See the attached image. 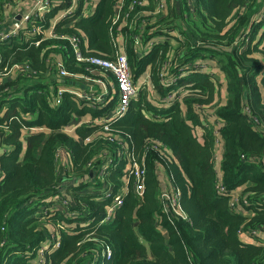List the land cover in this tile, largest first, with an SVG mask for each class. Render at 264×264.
Returning <instances> with one entry per match:
<instances>
[{
  "label": "trees",
  "instance_id": "16d2710c",
  "mask_svg": "<svg viewBox=\"0 0 264 264\" xmlns=\"http://www.w3.org/2000/svg\"><path fill=\"white\" fill-rule=\"evenodd\" d=\"M15 1L0 0V18L5 4ZM134 1L143 0H127L114 23L119 0H78L67 23L85 17L74 27L58 22L39 46L27 30L0 42V264H264V242L257 239L264 233V0H168L170 10L154 14L157 19ZM57 12L39 23L47 26ZM61 35L87 37L85 56L110 59L113 39L121 38L134 80L150 66L155 90H142L110 130L95 120L115 103L97 104L91 90L88 100L65 92L58 103L59 86L73 87L54 67L60 60L70 73L112 81L117 89L110 71L76 60ZM24 62L31 73L17 71ZM210 107L223 120L221 177L216 135L198 115ZM74 116L94 119L70 133L65 127ZM119 136L128 142L123 152H133L145 167L141 197L131 188L135 174L127 177ZM65 150L69 164L63 167ZM103 157L112 160L109 166ZM161 172L180 192L187 219L162 197L167 184ZM125 181L124 205L101 223L110 200L101 199L100 188L107 183L116 193ZM219 182L249 205L232 211L231 194H217ZM60 197L69 202L67 213L55 206ZM41 204L47 211L42 219Z\"/></svg>",
  "mask_w": 264,
  "mask_h": 264
},
{
  "label": "built area",
  "instance_id": "2783aa9c",
  "mask_svg": "<svg viewBox=\"0 0 264 264\" xmlns=\"http://www.w3.org/2000/svg\"><path fill=\"white\" fill-rule=\"evenodd\" d=\"M35 4L32 8V12H28L25 15L22 16L21 20H16L11 25L10 30L6 31L7 34L3 35V32H0L2 36H0V42L3 40H11L10 38H14L17 36L22 35V31L27 30L29 32L30 38L32 39L30 42L35 43L36 45H39L42 40L45 39V34L47 33L46 25L39 23L41 18L45 15V13L50 12L52 10L58 9V16L55 19L54 25H56L58 22H65L67 23V20L73 16L75 13V6L78 5V0H69L68 6H66V1L62 2L61 0H34ZM144 1V0H143ZM143 1H134V3H138L142 5ZM127 0H119V3L116 5L115 9V15H114V23H117L121 19V13L123 9L125 8V3ZM157 7L153 14H159V13H166V11L169 8L168 0H155ZM14 3V2H13ZM13 3H6L5 7H9ZM62 8V9H61ZM128 14H125L123 17L128 18ZM72 22V21H70ZM2 23V22H1ZM68 24V23H67ZM32 34H35L34 38L32 37ZM112 36H114L113 29H112ZM50 35H54V31H50ZM64 39H66L69 43V45L74 50V57L78 61L82 62H89L95 66H99L107 71H110L113 76L116 78V86L119 92V98H118V104L115 109L110 111V113L106 114L103 118H100V121L103 122V125L106 130H110L111 125L117 122L120 118H122L129 110L132 101L134 98L139 94V86L136 85L130 60L126 53L120 52L118 50V41L115 39V47L116 51L113 58H102L98 56H85L84 50L81 48V39L78 36H71V37H64L61 35ZM137 42H139V37L137 36ZM1 59V56H0ZM1 63H3V60L1 59ZM17 71L20 73H31L32 70L30 69V64L28 62H24L22 64H17ZM54 67L59 72V75L61 77H76L77 75L70 73L68 69L66 68V65L63 63L62 60L56 61ZM98 81H101L100 79H97ZM65 92L75 94L80 98L83 99H89L90 98V92L89 91H81L79 93H76L73 88H65L60 87L59 89V97L58 99H62V96ZM97 122V121H96ZM223 124V120L221 123H215L212 126L213 132L216 135V142L219 141V135H221V126ZM116 142L118 143V147L122 149V152L128 148V142L125 141L124 138L121 136L116 138ZM130 152V153H129ZM217 152V151H216ZM125 159L128 160V164H130V167L126 171L127 177H129L131 174H135V181L133 183V189L135 193L138 196H142L145 189L144 184V175H145V167L142 165L136 158L133 152L128 151L121 153ZM112 160L106 161L105 163L107 166L111 164ZM106 166V167H107ZM102 169V174L104 173ZM130 173V174H129ZM129 183H126V185ZM100 192H102V200L109 199L110 200V207H108V210L105 213V217L101 219V223L103 222H110L113 220L114 213L117 210V208H120L125 203V196L127 193V186H124L122 190L119 192H114L112 187L108 185L107 183H104L103 187L100 188ZM216 191L218 195L225 196L226 194H231V209L232 211H238L239 209L245 208L247 205H249V199L242 198L240 195H236V193H231L230 189L226 187L222 182H219L216 186ZM162 197L164 200L169 202V206L172 207L175 213L178 215L183 216L187 219V217L184 215L182 208L180 206L179 200H180V192L177 191V189L172 188L170 191H164L162 193ZM244 206V207H242ZM254 232V231H253ZM106 255L107 258L111 255V250L108 249Z\"/></svg>",
  "mask_w": 264,
  "mask_h": 264
},
{
  "label": "crops",
  "instance_id": "0c3cea01",
  "mask_svg": "<svg viewBox=\"0 0 264 264\" xmlns=\"http://www.w3.org/2000/svg\"><path fill=\"white\" fill-rule=\"evenodd\" d=\"M63 1H66V0H63ZM85 1H88V0H85ZM34 4H35V1L34 0H16L9 7H4L5 17L4 18L2 17V20H3L2 21L3 22L2 24L4 25V27H5V25L6 26H9V25L11 26L14 23V21L21 20L23 15H25L28 12H32V8L34 7ZM115 4H114V7H115ZM152 4H154V6H155L154 0H144V10L146 12H149L150 18H156V17L159 18L158 16H155L153 14L152 11H153L154 6L151 8V5ZM79 6H80L79 4L77 6H75V8H74L75 12L79 9ZM94 7H95V5H94ZM87 10H89V8L85 9L83 11V14L84 13H87L86 12ZM168 10H170V9H168ZM57 15H58V12H57ZM84 17H85L84 15H83V17H82V15H80L79 17L73 18V20H71L72 22H69L68 24L67 23L64 24V27H69V26L74 27L76 21H78L79 19H82ZM161 19H163V18H161ZM54 22H55V20H53L51 23H48L47 24L46 29L48 31L44 35L45 36V39L46 38H50L52 36V35H50V31H52V30L54 31V27H55ZM167 31H169V30H167ZM170 33H173V34H177L178 35V32L176 30H171ZM58 35H60V34H58ZM166 35H167L166 33H164V35H159V38L165 39L166 38L165 37ZM34 36H35V34H32V37L33 38H34ZM79 37L81 39V42H80L81 43V48L83 50H86L89 47V43H88L87 37H81V36H79ZM27 38H30V35L27 36ZM117 41H118V50L120 52L125 53L126 50L124 48V44H123L122 39L119 38V39H117ZM113 43L115 45V39H113ZM154 44L155 43L152 42V47L154 46ZM36 46H39V45H36ZM150 50L151 49L147 48L145 50V52L143 50L142 52H139V54L142 55L143 52H144V54L147 55V53ZM173 60L176 61V59H174V58H173ZM48 61L50 62L51 60L49 59ZM203 65H207V64L204 63ZM150 69H151V67L148 66L146 68V71L143 74V76L140 77L138 80L137 79L134 80L135 83H136V85L139 86L138 93H140L143 90L144 92L147 91L148 93L151 94V92H153L155 90V85H154V83H153V81H152V79L150 77V74H149ZM15 73H17V72L15 71ZM132 74H133V71H132ZM11 78H13L12 75L8 77V79H11ZM69 78H70V80L73 81L70 84V85H73V87H65V86H59V87H65V88H69V89L70 88H73V90L76 93H79L82 90H84V91L91 90V92L93 93L92 95L95 96L93 98V100L94 101H97V104H99V103H106V104H102L103 106H105V105H110L111 103H115L114 104L115 106L113 107V109H115L117 107L118 98H119V92L116 91L117 89L114 88L115 86L112 84L113 83L112 81H108L107 83L105 82V84H104L102 81H98V80H95V79H86L83 76H76V77L68 76V79ZM133 79H134V77H133ZM78 88H80V89H78ZM96 92H101V94L100 95H97ZM75 96H77V95H75ZM137 96H139V94ZM135 98L138 99V97H135ZM137 99L134 101V103H132L131 107H133L136 104ZM61 100L62 99H58V103L61 102ZM148 100L150 101V95L148 97ZM169 105L170 104L167 103V104H165L162 107L164 108L165 106H169ZM213 108L214 107H210L208 110L205 109V110H203V111H201V112L198 113V115L200 116V118L202 120V126H203V122L205 124L203 127H211V129H212V126L215 123H221L222 122V119L220 117H217L216 116L215 110H213ZM148 116H151V114H148ZM157 116H158L157 119H159L160 117L163 118V114L162 115L161 114H158ZM89 119H90L89 117H87V118H84L83 117L82 118L80 116H74L73 119H72V121H71V123L68 124V126H66L65 128L68 129V132L74 133L76 127L82 126L85 123L92 121L94 118L91 119L90 121H88ZM99 120H100V118L97 119V120H95V121L98 122ZM210 122H213V125ZM202 126L198 127V130L201 131V132H205V129ZM218 137H219V141H218V143L216 145L217 152H216V156H215V168H216V171H217L218 176L221 177L220 173L222 171V162H223V158H224V139L222 138V135H219ZM62 152H65L66 153V156H67V159H69L66 150L65 151H62ZM104 155H105V152H102V156H104ZM122 158H124V157L122 156ZM61 159H63L62 158V153H61ZM102 160H101V162L109 161L107 158H104ZM68 164H69V162H68ZM128 168H129V165H127V169ZM91 174L93 176V174H94L93 170H92V173ZM161 175H162V178H163V182H165L167 184V186L164 187V190L163 191H169V189L171 190L172 189V184H171V182L169 180L170 179L169 175H167L166 173H163V172H161ZM125 179L127 181V177ZM126 181H125V183H126ZM128 185L129 184H127V187L129 189V186ZM131 188L133 189V186H131ZM126 196H127V194H126ZM251 239L252 238L251 237H248V236L243 237V240H245L246 242H254V241H250ZM257 239L259 240V242H264V235L259 236V238H257Z\"/></svg>",
  "mask_w": 264,
  "mask_h": 264
},
{
  "label": "rangeland",
  "instance_id": "374dc122",
  "mask_svg": "<svg viewBox=\"0 0 264 264\" xmlns=\"http://www.w3.org/2000/svg\"><path fill=\"white\" fill-rule=\"evenodd\" d=\"M197 14H195V13H193L192 14V19H191V21H189L190 23H191V26H192V24H193V22H194V20L195 19H197V16H196ZM2 22V18H0V32H3V35H6L7 34V32H6V30H5V27L7 28V26L5 25V27H4V25L1 23ZM193 28V27H192ZM1 34V33H0ZM0 36H2V35H0ZM1 59H0V65H1ZM9 76H11V74H9L8 75V77ZM262 75H260V77H261ZM165 78V77H164ZM7 150V148L6 147H3V148H1V152H4V151H6ZM62 158L63 159H61V165L63 166V167H66V166H68V159H67V156H66V153L65 152H62ZM63 175V174H62ZM64 176V175H63ZM89 192H96L95 191V189H93V188H88L87 189ZM97 191H98V189H96ZM60 200V201H59ZM69 204V202H68V200L67 199H62L61 197L57 200V203H55V206H56V208H58V209H60V210H62L63 212H65V213H67L68 212V208H67V205ZM71 205L72 204H74V202L73 203H70ZM33 208H35V207H37L38 208V205H36V204H34L33 206H32ZM45 205L44 204H41L40 205V213H39V215H41L40 216V219H42L43 217H46L45 215H46V210H45ZM41 222H45V220H41ZM77 223H79V222H77ZM62 224H60L59 226H61ZM263 235H264V233H263ZM49 237H50V239L51 240H53V239H56V234L55 233H51L50 235H49ZM243 237H245V236H243ZM250 241H254L253 239H251ZM44 252V251H43Z\"/></svg>",
  "mask_w": 264,
  "mask_h": 264
},
{
  "label": "water",
  "instance_id": "95a60500",
  "mask_svg": "<svg viewBox=\"0 0 264 264\" xmlns=\"http://www.w3.org/2000/svg\"><path fill=\"white\" fill-rule=\"evenodd\" d=\"M91 173H92V171H91Z\"/></svg>",
  "mask_w": 264,
  "mask_h": 264
}]
</instances>
